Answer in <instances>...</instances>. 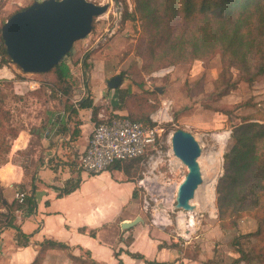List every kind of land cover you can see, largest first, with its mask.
<instances>
[{"label": "rangeland", "instance_id": "1", "mask_svg": "<svg viewBox=\"0 0 264 264\" xmlns=\"http://www.w3.org/2000/svg\"><path fill=\"white\" fill-rule=\"evenodd\" d=\"M35 1L41 0H0L1 26L12 14L30 6ZM89 1L99 5L108 4V9L106 13L94 19V27L89 35L73 44L71 54L66 59L70 68V81L75 92L72 100L80 101L82 97H86V94L89 98L86 85L87 73L92 65L91 55L109 40L119 46L118 64L123 62L119 70L111 77L122 73L124 82L113 92L118 93L117 98L114 97L111 103L101 102L99 105L100 110L104 109L102 112L107 115L101 121L113 115L114 106L122 103L129 92L155 90L159 99L158 108L150 114L149 118L155 126L161 127V137L156 144L154 158L148 160L145 157L141 161L135 179L139 185V208L142 218L156 235L165 237L171 243H178L180 254H200L203 264H264V261L254 254L247 257L248 259L240 260L238 252L249 253L255 245L259 247L262 244L250 236L257 229L254 212L259 206L250 204L246 211L241 212V216H236V226L226 228L220 225L216 204V187L224 173V155L234 144L233 130L244 120L264 123V78L248 83L242 79L239 80L236 70H233L234 80L237 81L236 86L228 94L220 96L217 88V77L221 70L219 55L202 60H191L185 56V59L176 65L148 72L143 68L144 60L137 54L136 49L143 27L135 7V0ZM125 9L135 17L134 20H123ZM86 51L89 52V67L84 72L85 68L81 60ZM111 61L117 64L116 60ZM111 77L109 76L106 80ZM4 79L13 81V91L24 95V99L17 102L12 99V89L6 87L3 90L6 106L12 110L14 122L18 125L22 124L24 131L33 134L35 129L41 127L42 122L46 120L47 112H56L58 114L55 115L61 116L57 100L46 97L49 91H43V94L38 96L30 94L37 89L33 83L40 85L41 82H48V77L24 73L17 65L10 63L0 67V80ZM157 87L161 88V93L156 90ZM79 90H81L80 93ZM163 110L167 114L166 119L159 115ZM157 115L158 117H155ZM57 121H55L56 124ZM178 129L190 132L201 147L198 162L203 182L199 187L209 180L206 176L209 172L207 161L212 156L221 157L220 170L213 187L215 208L213 214L200 206L201 200L195 195L191 199L193 203L190 201L195 206L193 211L174 207L178 185L187 173L186 166L173 154L171 147V136ZM219 133L226 134L221 154L219 153L221 145L214 136ZM36 136L31 138L33 146L38 145L39 137ZM51 143L53 148L56 142ZM253 184L255 181L252 180L244 190H238L241 191L239 195L251 192L250 187ZM258 191L261 193L262 189ZM234 206L238 207V202H235ZM260 207H264V201ZM190 215L194 217L192 229L187 228L185 224L183 227L178 225L179 216L187 221ZM163 218L168 221L163 222Z\"/></svg>", "mask_w": 264, "mask_h": 264}, {"label": "trees", "instance_id": "2", "mask_svg": "<svg viewBox=\"0 0 264 264\" xmlns=\"http://www.w3.org/2000/svg\"><path fill=\"white\" fill-rule=\"evenodd\" d=\"M135 5L143 27L136 49L137 54L144 60L143 68L146 71L176 65L185 59V56L191 60H202L219 55L221 70L217 77V88L220 96L228 94L236 86L233 70H236L239 80L248 83L264 78V0H135ZM130 19L134 20L135 17L125 9L123 20ZM70 54L71 50L48 72L34 73L48 77V82H41L30 94L38 96L43 91H49L46 97L57 100L60 106L59 113H66L71 120L77 115V109L72 102L75 92L66 61ZM88 61L89 52L86 51L81 60L85 68L84 72L89 67ZM10 63L12 62L0 34V67ZM119 75L123 83V74ZM13 84L11 80H0V166L8 161L12 142L24 130L22 124L18 125L14 122L12 110L6 106V96L3 95L4 88L9 87L12 89L11 96L14 101L19 102L24 99V95L13 91ZM86 86L90 92L88 84ZM158 106L159 99L155 90L129 92L124 101L115 105L112 110H126L127 114L112 113L109 118L126 117L134 122L154 126L155 123L149 116ZM78 108L91 109V119L96 124L105 122L97 118L100 107L94 106L88 97L78 102ZM55 114L58 113L47 112L46 120L38 128L40 130L37 133L38 129H35L33 134H40L41 131L51 129L54 125H61L57 133L68 132L64 121L60 120L62 116ZM56 120H58L57 124L54 122ZM73 123L70 140H74L80 132L79 121ZM232 134L234 144L224 155V173L216 187L218 219L222 227L233 228L236 226V216H241V212L246 211L250 204L259 206L258 209H254L257 229L250 236L262 244L259 247L255 245L249 253L238 252L240 260L254 254L264 261V207H260L264 201V123L244 120L235 127ZM144 158L143 155L121 163L116 162L108 169L122 170L128 177H134ZM38 165L36 164V167ZM23 168L26 169V166L23 165ZM252 180L255 184L250 187L251 192L239 195L241 191L238 190H244ZM78 184L64 188L63 192H71ZM261 189L262 192L259 193L258 190ZM34 190L35 186L32 184L29 191L21 192L22 201L14 199L9 203L0 185V231L4 227H15L13 221L16 209L31 208L36 205ZM235 202H238V207L234 206ZM53 246L62 247L53 242H46L42 249ZM162 246L178 250V243L159 245ZM184 255L188 258H196L198 253ZM133 256L142 257L137 254ZM147 264L151 263L147 262Z\"/></svg>", "mask_w": 264, "mask_h": 264}, {"label": "crops", "instance_id": "3", "mask_svg": "<svg viewBox=\"0 0 264 264\" xmlns=\"http://www.w3.org/2000/svg\"><path fill=\"white\" fill-rule=\"evenodd\" d=\"M110 41L91 55L87 84L94 106L111 103L118 96L113 93L116 89L106 86L109 80L106 78L123 64H118L119 46ZM111 60H116L117 64ZM85 96L82 99L88 94ZM72 102L77 115L70 120L62 112L60 119L68 132L57 133L61 125L40 134L23 130L12 142L9 160L0 166V185L5 199L11 203L16 193L29 191L33 184L36 202L34 207L16 209L13 224L17 229L4 227L0 231V264H203L200 254L188 258L175 248L159 247L170 242L156 235L142 218L136 176L128 177L117 169L89 174L79 167L78 158L96 123L91 119V109L78 108V100ZM102 111L104 109H99L98 119L107 117ZM112 113L127 114L126 110ZM76 121L80 123V132L70 140ZM34 135L39 137L36 146L31 143ZM52 141L56 142L53 148ZM36 164L39 165L36 167ZM76 183L78 186L71 192H63ZM138 216L142 222L121 228L123 222ZM46 242L62 247L43 250Z\"/></svg>", "mask_w": 264, "mask_h": 264}, {"label": "water", "instance_id": "4", "mask_svg": "<svg viewBox=\"0 0 264 264\" xmlns=\"http://www.w3.org/2000/svg\"><path fill=\"white\" fill-rule=\"evenodd\" d=\"M108 9L89 0H41L12 14L1 26L0 34L11 62L24 73H46L59 64L76 41L85 39L92 29V21ZM120 75L111 77L106 86L120 87ZM156 90L161 93V88ZM173 154L187 168L178 185L176 209L193 211L190 203L203 182L198 158L201 147L195 137L178 129L171 136ZM140 216L121 224L122 229L142 222Z\"/></svg>", "mask_w": 264, "mask_h": 264}, {"label": "built area", "instance_id": "5", "mask_svg": "<svg viewBox=\"0 0 264 264\" xmlns=\"http://www.w3.org/2000/svg\"><path fill=\"white\" fill-rule=\"evenodd\" d=\"M161 133L159 126L126 117L106 119L94 125L88 144L78 158L79 167L89 174H99L116 162L143 155L152 160ZM15 198L22 201L23 193H16Z\"/></svg>", "mask_w": 264, "mask_h": 264}, {"label": "bare ground", "instance_id": "6", "mask_svg": "<svg viewBox=\"0 0 264 264\" xmlns=\"http://www.w3.org/2000/svg\"><path fill=\"white\" fill-rule=\"evenodd\" d=\"M160 115H161V118H164V119L167 118V114L164 110L160 111ZM157 116H155V117H157ZM214 136L219 141V143L221 145V147L219 148L220 149L219 153L221 154V149H222V146L224 145L226 134L225 133H219V134H215ZM220 165H221V157L220 156L217 158L212 156L207 161V166H208L209 172L207 173L206 176L209 177V180L207 182H205L203 184V186H200L196 190V193H195V197L196 198L199 197L201 200L200 206H202V208L208 210L211 214H213L214 210H215L214 205H213V187H214L216 176L220 170ZM191 203H193V202L191 201ZM162 221L166 222L168 220L166 218H163ZM163 222H161V223H163ZM177 222H178L179 226L183 227L185 224L187 228L192 229V226L194 225V217L192 215H190L189 219L187 221H185L181 216H179Z\"/></svg>", "mask_w": 264, "mask_h": 264}]
</instances>
